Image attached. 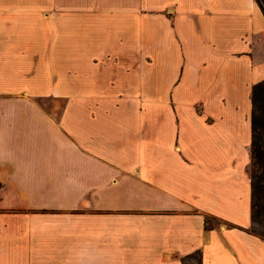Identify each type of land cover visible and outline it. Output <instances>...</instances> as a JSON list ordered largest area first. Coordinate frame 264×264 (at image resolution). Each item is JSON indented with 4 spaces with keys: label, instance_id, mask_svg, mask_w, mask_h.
Here are the masks:
<instances>
[{
    "label": "crops",
    "instance_id": "1",
    "mask_svg": "<svg viewBox=\"0 0 264 264\" xmlns=\"http://www.w3.org/2000/svg\"><path fill=\"white\" fill-rule=\"evenodd\" d=\"M241 6L0 0V264H115L147 240L170 264H264V10Z\"/></svg>",
    "mask_w": 264,
    "mask_h": 264
},
{
    "label": "trees",
    "instance_id": "2",
    "mask_svg": "<svg viewBox=\"0 0 264 264\" xmlns=\"http://www.w3.org/2000/svg\"><path fill=\"white\" fill-rule=\"evenodd\" d=\"M264 10V0H257ZM251 142H250V185L251 225L264 219V78L255 82L251 90ZM209 217H204L205 228L213 226Z\"/></svg>",
    "mask_w": 264,
    "mask_h": 264
},
{
    "label": "rangeland",
    "instance_id": "3",
    "mask_svg": "<svg viewBox=\"0 0 264 264\" xmlns=\"http://www.w3.org/2000/svg\"><path fill=\"white\" fill-rule=\"evenodd\" d=\"M229 2H234L242 5L241 7H246L247 0H226ZM262 80V79H261ZM247 171L250 175V164L247 167ZM83 212V211H82ZM83 212L82 214H85ZM209 222L211 224L222 223L221 219L208 216ZM254 228L257 230L255 233L259 234L264 238V219H260L254 224ZM254 232V231H253ZM147 239H151V237L147 236ZM172 252L169 250V247L164 249H157L152 246V241L147 240L144 243V246H139L135 248H131L130 253L125 257V260L121 263L115 262V264H170V257ZM183 260L195 261L199 259V255L197 252H193L188 257L184 256ZM95 264H105V263H95Z\"/></svg>",
    "mask_w": 264,
    "mask_h": 264
}]
</instances>
